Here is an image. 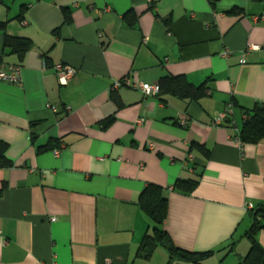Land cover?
Returning <instances> with one entry per match:
<instances>
[{"label":"crops","instance_id":"1","mask_svg":"<svg viewBox=\"0 0 264 264\" xmlns=\"http://www.w3.org/2000/svg\"><path fill=\"white\" fill-rule=\"evenodd\" d=\"M263 7L0 0V65L20 67L19 84L0 81V264H169L162 247L138 254L151 231L140 206L149 186L167 199L160 228L175 248L212 253L202 264L241 263L255 221L246 207L264 206V140L236 143L246 113L264 107V50L245 53L264 46V21H255ZM5 36L30 49L11 54ZM55 64L77 70L65 87ZM125 77H181L201 94L113 90ZM228 104L232 119L213 126ZM183 182L196 184L190 195L175 190ZM262 222L254 241L264 253Z\"/></svg>","mask_w":264,"mask_h":264},{"label":"trees","instance_id":"2","mask_svg":"<svg viewBox=\"0 0 264 264\" xmlns=\"http://www.w3.org/2000/svg\"><path fill=\"white\" fill-rule=\"evenodd\" d=\"M67 10H63L67 15ZM0 29L3 26L0 25ZM4 49L10 50L11 54L19 55L21 58L29 49L30 42L26 39H17L11 37H4ZM159 96L164 92L171 93L178 97H192L201 94L200 88H194L188 85L181 77H164L159 83ZM247 120L244 122L240 138L243 143L256 144L264 140V107L255 106L251 111L246 113ZM4 149L3 145L0 148ZM7 164L4 160L2 151H0V168ZM193 182H183L176 185L175 190L184 195H190L195 187ZM141 209L144 211L149 221L151 222V231L145 235L139 247L138 254L143 258H149L153 252L162 247L166 249L169 255V264L173 260L186 261L191 264H202L212 253H187L174 247L169 237L161 230V226L166 220L167 216V199L164 196L162 189L149 186L141 195L140 199ZM263 207L255 208L251 213L255 216L257 221L246 234V238L250 243V250L247 256L239 264H264V253L257 247L254 241V233L260 228L264 220Z\"/></svg>","mask_w":264,"mask_h":264},{"label":"built area","instance_id":"3","mask_svg":"<svg viewBox=\"0 0 264 264\" xmlns=\"http://www.w3.org/2000/svg\"><path fill=\"white\" fill-rule=\"evenodd\" d=\"M255 21H264V7H263V13L258 17L255 18ZM261 50H264V46L258 47V46H249L245 50V53L247 52H259ZM223 56H226V53L223 54ZM242 63L244 61L242 60ZM52 70L54 72V75L58 81V84L60 87L67 86L76 76L77 70L65 65V64H55L52 66ZM0 81L4 83L14 84L17 85L20 83V67L19 66H4L0 65ZM127 85L133 89H136L143 98H156L159 95L160 88L158 84L154 85H147L144 83H138L131 81L128 77H125L120 82L114 83L112 86L113 90H116L121 85ZM53 112H56V110L52 107H49ZM233 117V106L231 104H228L224 110L215 117L213 120V126L215 127H221L225 121H228L232 119ZM248 118L247 116L244 117V120L246 121ZM178 125L181 128H187L188 126V119L184 115H181L178 120ZM236 143L239 147H242V142L240 139L236 140ZM149 148L151 149L152 146L149 145ZM60 150L55 149L54 154L58 155ZM248 211H254L255 207L252 205H248L246 207ZM264 211V207H263ZM54 221V219H52Z\"/></svg>","mask_w":264,"mask_h":264},{"label":"rangeland","instance_id":"4","mask_svg":"<svg viewBox=\"0 0 264 264\" xmlns=\"http://www.w3.org/2000/svg\"><path fill=\"white\" fill-rule=\"evenodd\" d=\"M213 263V262H212Z\"/></svg>","mask_w":264,"mask_h":264}]
</instances>
